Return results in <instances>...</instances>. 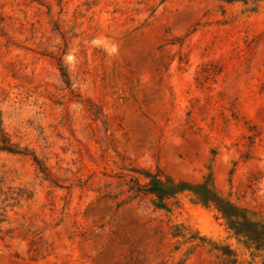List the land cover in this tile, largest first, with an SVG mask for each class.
<instances>
[{
  "label": "rangeland",
  "instance_id": "obj_1",
  "mask_svg": "<svg viewBox=\"0 0 264 264\" xmlns=\"http://www.w3.org/2000/svg\"><path fill=\"white\" fill-rule=\"evenodd\" d=\"M157 172L264 224V0H0V264H264Z\"/></svg>",
  "mask_w": 264,
  "mask_h": 264
},
{
  "label": "trees",
  "instance_id": "obj_2",
  "mask_svg": "<svg viewBox=\"0 0 264 264\" xmlns=\"http://www.w3.org/2000/svg\"><path fill=\"white\" fill-rule=\"evenodd\" d=\"M148 184L143 186L137 181V186L142 190H145L147 194L156 196L159 200L168 199L175 197L176 195L186 191L191 190L204 205L214 204L216 208L222 212L223 217L229 222L232 229L235 230L237 234L246 236L252 243L259 245L264 242V224L251 223L247 218L244 217L245 223L242 224L235 221L237 216L233 209H226L217 203V199L213 196V193L205 186H199L201 189L196 191V189H188L185 187L184 183H176L171 178H163L160 172L148 173L145 175ZM263 229V231H262ZM262 231V232H261Z\"/></svg>",
  "mask_w": 264,
  "mask_h": 264
}]
</instances>
